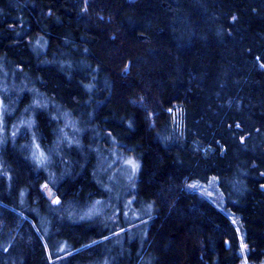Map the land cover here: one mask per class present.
Returning a JSON list of instances; mask_svg holds the SVG:
<instances>
[{"label":"trees","instance_id":"1","mask_svg":"<svg viewBox=\"0 0 264 264\" xmlns=\"http://www.w3.org/2000/svg\"><path fill=\"white\" fill-rule=\"evenodd\" d=\"M1 89L0 264H264V0H0ZM112 152L136 227L96 179ZM210 181L219 206L187 188Z\"/></svg>","mask_w":264,"mask_h":264},{"label":"rangeland","instance_id":"2","mask_svg":"<svg viewBox=\"0 0 264 264\" xmlns=\"http://www.w3.org/2000/svg\"><path fill=\"white\" fill-rule=\"evenodd\" d=\"M1 93L5 94L7 93V90L1 89ZM32 105L35 106L36 102L33 101ZM5 104L2 101V98L0 96V138L3 137V131L5 130L6 125H4L3 122V114H4V109ZM24 111V110H23ZM7 113V111L5 110ZM22 112V110L20 111ZM16 119V118H15ZM14 119V120H15ZM11 124V123H9ZM25 125V122H23L22 119L20 120H15L13 124L9 127V134L15 135L17 132L20 131V127ZM7 129V127H6ZM77 130H75L74 126H72V123L69 122L68 119H64L63 122L60 124V127L58 129L57 136L54 137V140L57 142L58 145H65L69 146V144L73 143V138L76 135ZM59 135V136H58ZM33 145L29 147V158L32 159L33 163L37 168L39 167H47V157L43 153V151L38 147V145L35 143L33 140ZM114 152V151H113ZM112 152V158L110 161L105 160L104 158H98L96 161L95 169H96V174L97 181L99 183V186L101 187L102 190L108 192L109 196H111L112 200L119 201L120 199V213L121 216L126 220L124 224H127V222L132 223L136 222L139 219H141L140 216L137 215L136 210H133L132 208V203H133V198L131 195V188L133 184L135 183L136 180V175L138 171V164L137 162L128 156H125L123 158H120L119 156L116 155V153ZM101 180H99V177ZM191 191L197 192L200 195L204 196L207 198L210 202H212L215 206H219L220 203L222 202V198L216 188V185L213 181H210L206 186H200L198 184H191L188 186ZM44 195L45 197L52 203H56V198L53 196L52 192L48 187H44ZM110 205H100L99 202H94L89 208L88 211L85 214V218L91 219L96 217L97 219H101L106 221L111 220L115 221V218L117 214L119 213L118 211H114L110 208H108ZM106 208L107 212L105 211ZM110 212V218H109V213ZM150 213V211H147ZM115 215V216H114ZM99 217V218H98ZM141 221V220H140ZM142 222V221H141ZM140 223L136 222L134 223V227L139 225ZM127 230L133 229L132 225H127ZM123 233L122 231H118L117 235ZM241 249L244 252L246 250L245 245H241ZM241 255V254H240ZM244 256V255H243ZM240 264H247L245 258H241Z\"/></svg>","mask_w":264,"mask_h":264}]
</instances>
